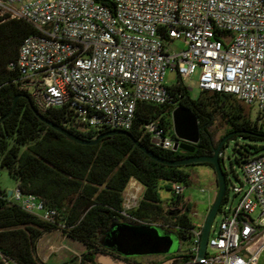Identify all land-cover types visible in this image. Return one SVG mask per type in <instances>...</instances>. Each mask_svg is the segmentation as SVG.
<instances>
[{"label": "built area", "instance_id": "built-area-1", "mask_svg": "<svg viewBox=\"0 0 264 264\" xmlns=\"http://www.w3.org/2000/svg\"><path fill=\"white\" fill-rule=\"evenodd\" d=\"M111 1L112 10L95 0H0L1 15L36 30L9 69L40 114L63 109L65 129L79 133L129 131L140 103L180 107L165 84L169 71L184 84L198 70L201 90L231 94L264 114V0ZM175 40L182 51L171 50ZM144 132L155 148L174 149L176 140L158 120ZM244 173L242 186L232 187L237 205L220 207L203 264H258L264 252V153ZM184 189L173 183L175 196ZM143 194L132 179L123 193L128 222ZM10 197L45 222L57 220L56 210L19 187ZM190 232L183 254L191 259L180 264H197L203 225Z\"/></svg>", "mask_w": 264, "mask_h": 264}, {"label": "trees", "instance_id": "trees-1", "mask_svg": "<svg viewBox=\"0 0 264 264\" xmlns=\"http://www.w3.org/2000/svg\"><path fill=\"white\" fill-rule=\"evenodd\" d=\"M95 1L111 10L114 8L111 0ZM34 34L36 30L28 23L0 15V119L11 110L18 97L15 110L0 124V167L8 170L23 194L35 195L59 215L54 224L45 222L25 212L11 200L9 192L0 189V264H42L37 257V244L44 234L55 231H61L84 246L80 264H97L98 256L104 252L99 243L102 234L113 222L127 221L122 215L123 193L132 179L144 187L139 206L128 213L132 222L149 224L148 220L162 219L172 223L173 228L179 227L175 232L182 245L187 243L194 228L188 215L192 206L184 202L181 209L165 210L158 194L160 181L189 186V174L184 170L187 166L162 165L125 136L106 137L95 146L76 144L34 114L31 96L20 88L18 72L9 69L11 63L17 62L24 40ZM171 91L177 105L189 108L197 117L201 138L192 155L182 150L155 148L144 126L158 120L176 140L171 117L174 107L140 103L133 127L128 132L155 155L170 161L193 155L212 156L222 141L215 143L211 132L217 118L229 126L224 136L229 135V138L221 149L222 161L229 143L234 144L235 162L243 170L250 160L264 153V114L260 113L263 118L259 115L252 120L240 102L226 93L202 90L200 97L193 100L190 90L180 79ZM42 115L65 128L63 109ZM68 131L82 139L93 140L109 130ZM201 165L213 169L210 164ZM225 175L227 181L226 172ZM228 191L227 182L223 204L228 200ZM182 199V195H174L171 204L179 206ZM173 258L180 264L191 256L182 253Z\"/></svg>", "mask_w": 264, "mask_h": 264}, {"label": "water", "instance_id": "water-1", "mask_svg": "<svg viewBox=\"0 0 264 264\" xmlns=\"http://www.w3.org/2000/svg\"><path fill=\"white\" fill-rule=\"evenodd\" d=\"M18 97L13 101L11 110L0 119L2 124L15 110ZM34 114L50 128L64 135L68 140L85 146H95L106 137L125 136L129 137L134 144L144 152L150 159L166 166H190L198 164H210L215 172L218 192L213 205L203 224V233L200 249L197 253V264H203L201 261L205 258L207 252L208 240L214 220L219 213L220 207L226 196L227 181L225 175L224 163L220 159L221 149L229 135L224 137L212 156H189L179 160H166L152 151L142 146L134 140L128 131L112 130L99 135L93 140L82 139L67 129L60 127L48 121L40 114L33 105H31ZM173 123V132L176 138L174 151L182 150L193 154L194 146L201 138L199 122L194 113L186 107H177L171 114ZM12 191H9V196ZM100 245L110 253H101L100 259L104 264H131L128 259L145 256H171L178 255L181 252V240L177 233L166 231L164 228L143 224L139 222H113L108 231L102 234ZM114 254V255H113Z\"/></svg>", "mask_w": 264, "mask_h": 264}, {"label": "rangeland", "instance_id": "rangeland-1", "mask_svg": "<svg viewBox=\"0 0 264 264\" xmlns=\"http://www.w3.org/2000/svg\"><path fill=\"white\" fill-rule=\"evenodd\" d=\"M170 48L172 51H176V52L182 51L184 49V44L179 40H175L171 42ZM199 75H200V71L198 70L194 76H192L191 78L187 79L184 82V85L190 90V97L193 100H197L202 94V90L200 89L199 86ZM176 82H177L176 75L173 72L169 71L165 78V84L170 87L175 85ZM239 104L245 109L246 115L250 114L252 120H256V118H258V116L260 115V112H258L256 108H250L242 103ZM260 116L261 118H263L262 115ZM228 130H229V126L227 125V123L224 120L217 118L214 125L211 127V132L215 143H219L220 140H222V138L226 135ZM233 148H234V144L229 143L223 151L224 153L223 163H224L225 172L227 173V182L229 189L227 193L228 208L236 206L239 200L238 197H235L232 187L242 186L245 180L244 170L235 162ZM184 170L189 174V186L184 185L185 189L183 193H184V197L186 199H189L192 203V209L190 210V212H188V215L191 218L194 226H202L205 222V219L208 215L211 206L213 205L217 197L216 186L213 183V169L209 166L198 164V165H191L184 167ZM15 187L16 184L14 180L11 178L8 170L5 167H0V189L2 191L9 192L14 190ZM172 188H173V183L166 181L159 182L158 194L163 202L162 205L165 208V210H172L177 208L181 209L182 204L184 203V200L182 199L181 200L182 202L180 201L179 206H175L174 204H171V201L174 198ZM259 216H260V212L257 211L255 214L252 215V219L258 220ZM221 220H222V216L220 214H217L212 226V230L218 231ZM148 221L150 222L149 223L150 225H155L162 228L174 227L172 223H165L164 220L162 219H157L156 221L153 220H148ZM120 222H128V221H120ZM63 236L65 235L64 233L61 232V237ZM56 243H57L56 245L59 246V244L61 243V239L59 241H56ZM187 247L188 244L184 243L182 245L181 252L179 254L184 253L187 250ZM262 254H263L262 259L261 257L259 259V261H261L260 264H264V252ZM82 255L72 254L69 264H80L82 260ZM137 261L139 262V264H178L175 261H173L172 258L170 259L169 257L166 256H145L139 258ZM5 264L8 263L5 262Z\"/></svg>", "mask_w": 264, "mask_h": 264}, {"label": "crops", "instance_id": "crops-1", "mask_svg": "<svg viewBox=\"0 0 264 264\" xmlns=\"http://www.w3.org/2000/svg\"><path fill=\"white\" fill-rule=\"evenodd\" d=\"M213 183L216 186V193H217L218 186L214 171H213ZM182 196L184 202L192 206L191 201L184 197V193L182 194ZM60 239H61V243L59 244V246H57L56 241H59ZM66 242H68V244ZM84 252H85V248L83 245H81L79 242L71 240L66 236L61 237L60 231L44 234L43 237L38 242L36 248L37 257L42 264H69L72 254L82 255L84 254ZM100 255L97 258V264H104L100 259ZM262 256L263 254L261 255V259ZM260 262L261 261H259L258 264H260Z\"/></svg>", "mask_w": 264, "mask_h": 264}, {"label": "flooded vegetation", "instance_id": "flooded-vegetation-1", "mask_svg": "<svg viewBox=\"0 0 264 264\" xmlns=\"http://www.w3.org/2000/svg\"><path fill=\"white\" fill-rule=\"evenodd\" d=\"M190 155H192V154H190ZM166 230V229H165ZM166 231H171V232H175L174 230H166ZM176 233V232H175ZM181 244H182V242H181ZM181 248H182V246H181ZM104 249V252L103 253H105V254H107V253H110V254H112L111 252H109L108 250H106L105 248H103ZM114 255V254H113ZM174 256H177V255H171V256H166V257H169L170 259L172 258V260L173 261H177V259L176 258H173ZM139 258H141V257H136V258H130V259H128V261L131 263V264H139V262L137 261Z\"/></svg>", "mask_w": 264, "mask_h": 264}, {"label": "bare ground", "instance_id": "bare-ground-1", "mask_svg": "<svg viewBox=\"0 0 264 264\" xmlns=\"http://www.w3.org/2000/svg\"><path fill=\"white\" fill-rule=\"evenodd\" d=\"M68 244V243H67ZM77 249H78V247H77ZM80 249V248H79Z\"/></svg>", "mask_w": 264, "mask_h": 264}]
</instances>
